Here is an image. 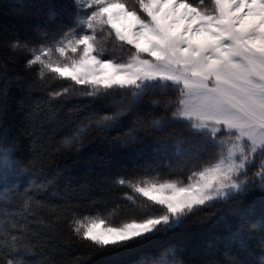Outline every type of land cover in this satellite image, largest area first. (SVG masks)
<instances>
[{
    "label": "snow or ice",
    "instance_id": "obj_1",
    "mask_svg": "<svg viewBox=\"0 0 264 264\" xmlns=\"http://www.w3.org/2000/svg\"><path fill=\"white\" fill-rule=\"evenodd\" d=\"M44 7L53 23L33 36L0 34L6 60L26 53L31 75H17V87L43 93L22 105L27 146L21 150L7 129L0 136V264H88L120 253H140L131 264H252L257 224L245 201H258L264 214V0ZM0 77L7 115L6 65ZM92 141L97 153L62 185V169L43 168ZM116 186L137 193L142 211L112 225L100 204ZM223 212L235 230L222 241L187 238ZM261 229L264 252V219ZM77 247L88 251L71 256Z\"/></svg>",
    "mask_w": 264,
    "mask_h": 264
},
{
    "label": "trees",
    "instance_id": "obj_2",
    "mask_svg": "<svg viewBox=\"0 0 264 264\" xmlns=\"http://www.w3.org/2000/svg\"><path fill=\"white\" fill-rule=\"evenodd\" d=\"M49 0H0V34L7 29L10 33H15L21 38L33 36L34 30L39 27H44L47 24L53 23L49 21L46 15L47 8L44 7ZM56 3H62L64 0H53ZM10 53V49H7L0 43V72H2L5 65L8 69V78L10 80L7 89V115L0 113V136L5 135V129H7V135L10 140L18 139L19 147L23 150L28 140L20 130V122L24 119L27 107L22 105H29L35 101L43 93L31 92L27 90H21L17 87V75H31L30 72H26L23 67V57L26 53L16 54L17 59L6 60L5 57ZM111 55L121 58L123 53L119 49H112ZM3 89V78L0 77V90ZM48 125H45L47 127ZM122 131L118 129L116 132H112L111 136H116L117 132ZM96 141L86 142L84 147L76 151L66 150L63 154H59L56 157L43 161V168L52 174L57 168L63 170L61 176L58 178V183L63 184L64 175L71 173L77 175L83 171L84 161L89 157H92L97 153ZM43 176H39L37 182L43 180ZM94 195L102 196L103 193L96 192ZM108 199L106 202L100 204L101 216L107 223L112 225H119L125 222L132 210H136V214L139 215L142 209H140L141 197L128 187L116 186L107 194ZM132 197V199H129ZM245 206L251 208L252 223L257 224V227L252 229L255 234V238L248 241V248L250 250L249 259L252 264H260V256L264 255L261 251L260 245L257 242L261 237V221L264 219V214L261 212V208L258 201H253L249 198L245 201ZM232 224V227H229ZM235 230L234 218L227 212L218 213L217 216L211 218L202 227L193 226L187 230V238L195 237L197 240H212L213 243L222 241L231 231ZM171 243L183 244L184 240H172ZM239 242H237L238 244ZM223 248V244L219 245ZM187 247L191 248L188 244ZM88 251L87 248L77 247L75 252H72L71 256L81 255ZM140 258V253L125 254L120 253L115 256H101L97 255L92 257L88 264H106L107 261L118 259L131 264L132 261H136Z\"/></svg>",
    "mask_w": 264,
    "mask_h": 264
},
{
    "label": "rangeland",
    "instance_id": "obj_3",
    "mask_svg": "<svg viewBox=\"0 0 264 264\" xmlns=\"http://www.w3.org/2000/svg\"><path fill=\"white\" fill-rule=\"evenodd\" d=\"M27 179H25L23 182H22V186H24V185H26L27 184ZM3 190L2 189H0V192H2ZM3 203V201H2V199H0V204H2Z\"/></svg>",
    "mask_w": 264,
    "mask_h": 264
}]
</instances>
